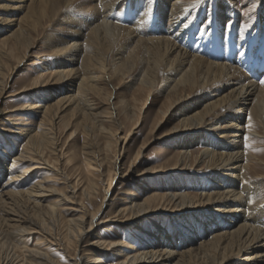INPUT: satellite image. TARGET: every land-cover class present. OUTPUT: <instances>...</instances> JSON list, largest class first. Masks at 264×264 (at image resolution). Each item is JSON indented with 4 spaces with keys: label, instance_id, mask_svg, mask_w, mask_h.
<instances>
[{
    "label": "bare ground",
    "instance_id": "1",
    "mask_svg": "<svg viewBox=\"0 0 264 264\" xmlns=\"http://www.w3.org/2000/svg\"><path fill=\"white\" fill-rule=\"evenodd\" d=\"M121 1L0 0V116L9 80L26 65L39 41L49 54L41 58L44 74L31 88L44 84L45 100L68 94L50 106L30 104L32 111L42 114L38 127L27 133L31 148L9 160L0 158V264H60L40 247L20 254L10 249L11 240L28 233L40 235L41 243L55 244L65 252L67 244L77 245L75 264H83L84 256L86 264L90 260L100 264L102 248L120 258L116 264H264V202L255 201L264 182V153L254 147L264 143V76H260L264 72V31L260 28L264 0L245 2L248 11L256 3L260 7L251 30H234L235 44L244 46L240 54H234L232 34L226 29L227 21L237 18L232 7L239 10L242 5L237 0H216L210 23L207 0H132L130 10ZM197 3L202 6L195 12L197 18H187V10ZM203 21L209 23L208 28L200 26ZM257 28L262 33L254 43L247 42ZM118 85L124 91L135 90L131 98L124 95L117 103L108 102L104 119L99 98L117 97ZM159 96L165 101L152 121L145 110ZM66 111L68 115L62 116ZM121 114L131 123L127 137L118 133L124 128ZM165 119L176 121L173 131L178 139L168 187L144 203L132 199L112 214L124 225L140 227L146 217L168 211L174 216L173 224L185 231L158 226L149 232L151 241L140 249L98 240L81 250L78 244L102 210L103 203L93 207L101 185L110 181L104 188L105 199L113 186L112 170L116 176L122 172L128 138L141 124L149 125V135L154 136ZM62 124L72 129L68 139L79 134L85 137L78 150L91 179L89 175L82 186L79 180L74 186L66 182L69 177L62 168L66 153L57 132ZM101 138L104 153L97 142ZM149 141L136 151L122 182L139 174L136 164ZM194 145L199 146L198 152H193ZM78 150L74 149L75 156ZM42 170L53 176L41 173L31 183ZM149 171L154 170H144ZM58 176L65 183L62 189L55 185ZM77 186L88 207L82 199L77 202ZM54 195L57 199L49 201ZM65 202L78 203L82 214L64 216L61 206Z\"/></svg>",
    "mask_w": 264,
    "mask_h": 264
},
{
    "label": "rangeland",
    "instance_id": "2",
    "mask_svg": "<svg viewBox=\"0 0 264 264\" xmlns=\"http://www.w3.org/2000/svg\"><path fill=\"white\" fill-rule=\"evenodd\" d=\"M237 1L240 2V5L242 3L241 7L239 6L240 9L239 10L237 9L238 11L232 7L233 11L236 13L235 17L237 18L229 19L227 21V28H226L227 31L232 34L231 36L232 41L230 45L233 48L234 54L236 53L240 54L242 51H244V46H237L235 44L236 43L235 34H234L235 28L236 27L239 28L237 30H239L240 32L251 30L258 22L257 10L260 7L256 3L252 5L251 9L248 11V9H246L245 7L246 0H237ZM207 3L208 5L206 9L207 10L206 14L208 15L209 18L208 22L210 23L212 19H214L215 17L214 9L216 6V0H207ZM120 4L122 6L127 5L130 10L132 0H122ZM201 7L202 6L200 5V3H197L194 6V8L192 9L189 8L187 10L188 11L187 18H193V19L197 18L198 14L196 13H198L201 10ZM183 22L186 23L187 20ZM203 22L204 23H202L200 26L202 28L204 27L203 29L208 28L209 23L208 22L206 23V21ZM195 24H197V21H195ZM263 24L264 23L260 24L261 31H264ZM259 30L257 28L254 30V32L250 33V35L247 38V42L254 43L257 36L260 35V33H262ZM258 43H260V40L258 41ZM41 44L42 41L36 43V46H34L29 53V58H28V62H26V65L19 67L15 71V74L9 80V87L2 98L1 109H3L4 114L0 116V158L8 159L13 155H18L20 151L23 150L24 148H29V149L31 148V146L29 147L30 144L28 143L29 139L27 133L34 131V129L38 127L42 119L41 116L42 114L40 111H32L28 107L30 104H45L47 106L48 105L50 106L57 103L61 99L66 98V96L68 95V94L66 95L63 94V98H62V95H59V93L56 95L54 94L52 98L50 97L51 99L49 98L50 100L49 101L48 99L46 100L43 99V97L45 96L44 91L46 88L43 86L44 84L38 88H34V87H32L33 89L31 88L34 81L38 80L41 77V74H44L42 65H39L40 61H42L41 58H45L49 54L48 52L49 49ZM183 46H185L186 48L187 44L186 45L184 44ZM260 76L263 77L264 72L263 74L261 73ZM49 86L53 89L57 87L55 85H49ZM117 88H118L117 90L118 96L116 97V95H113L111 101H107L106 98H99L101 102L99 103L98 107L100 108L102 118L104 119L108 115L106 114V106L108 105V102L117 103L119 101L120 96L123 97L124 95H127L128 98H131L132 93L134 92L133 90H135L133 88L130 91L128 90L124 91L125 88L123 87V85H118ZM22 89L23 90L25 89V91L21 92ZM164 101H165V97L163 96H159L156 101H152L148 106V109L150 108L149 112L148 109L145 110L146 113L145 116H150L151 119L153 118L152 119L153 121L160 112L163 104L162 102ZM141 106L142 105H140L139 107ZM68 113L69 112L66 111L62 113V116L66 117ZM121 116L122 117L120 118H122L121 120L124 123V128L123 130H120L118 133L120 137H127L131 130L130 127L131 123L128 120L124 119L125 116L123 114H121ZM108 125L110 126V124L107 123L106 126L108 127ZM63 126H64L63 124L61 125V127L59 126V129L61 131L58 129L57 132H58V137L60 136L59 137L60 147L61 148L64 147L65 149L63 150L66 153L65 158H63L62 160V168L67 172L66 173L67 177H69V180L66 182H68V184H70L71 186H74L75 182L79 180V182L82 183L80 186H82L83 184H85V182L88 181V177L90 175V173L85 169L86 168L85 164L84 162H82L83 159L82 156H80L81 154L79 155V150H78L83 145L85 137L83 134H79L75 138L68 139L69 138L68 135H70L72 129L71 130L65 129ZM175 126H176V121L171 122V120L168 121L167 119H165L164 123L161 124V126L156 130L154 136L149 135L150 126L149 125L146 126V124L143 125L141 124V126H139L140 127L139 129L134 130L132 135L128 138L127 146L123 154L124 165L122 172L121 174L119 173L118 176H116L114 175L115 174L114 170H112L111 175L113 179V186L110 193L105 197V199H104L105 196L104 188H106L107 186L106 184L110 181L106 179L104 185H101L102 187H101L100 195L97 196L96 204L93 207H98V206L100 207L103 203L102 210L95 219L96 222L95 226L83 236L82 241L78 244L81 250L84 251L88 250L98 240L113 241V242L119 241V242H123L125 245L126 244L128 246L131 245L135 247V249H140L142 244H146L151 241V238L149 237L150 234L149 232H153V230L155 228H158V226L163 227L164 230H172L174 228L173 230H176L177 232L185 231V229L179 226V224L178 225L173 224L172 219L174 216L171 215L170 213H167L168 211L155 213L149 216L148 219L146 217L145 221L141 224L140 227H133L128 224L124 225L120 221L119 216H115L114 214H112V212L118 210L120 206L125 205L132 199L136 200L137 203H142V202L144 203V201L147 200L149 197H151L154 193H159V192L162 193L163 190L166 189L164 187H166L168 183L167 181L169 178L167 177H169V175L172 173V167L175 166L174 163H176L178 157V147H177L178 139L174 135L176 132L173 131ZM21 129L27 130L25 131V134H21L19 132L21 131ZM171 131L173 132L171 133ZM166 133L168 134L171 133V134L165 136ZM148 139L150 141L143 150L141 158L136 164V166L139 167L140 170L139 174H136L134 178L129 179L126 183L122 182L120 178L129 169L130 165L132 164V159L136 151L140 148V146L144 143V141H147ZM97 142L100 145V149L102 150L101 152L104 153L103 149L105 146V140L101 138V139H97ZM254 147H256L255 151H260L261 154L264 153V143H257V145H255ZM74 149L78 150L76 156L74 154ZM198 149H199L198 145H194L192 147L193 152L195 151L198 152L199 151ZM115 150L116 149L113 148L110 150V153L108 152L109 158L111 159L113 158V156L115 155ZM160 168L162 169L164 168V169L162 170ZM146 169L148 170L150 169L154 171H149L145 173L144 170ZM41 173L43 175L48 174L50 175V177L53 176V174L51 175L49 172L42 170V172L36 173L34 175V177L31 180V183L37 181L38 178H40L39 175ZM60 178H61L60 176L56 177V180H58V182H56L55 185L59 189H62L64 188L65 183L64 180L63 179L60 180ZM90 179H91V175H90ZM5 180L6 178H3L1 181L4 182ZM263 184L264 182H262L261 186L259 187L260 197L255 200V201H259L260 203L264 202ZM79 189L80 188H78L77 186V192H78L77 197L79 199L77 202L80 203V200L82 199L81 198L82 189L80 190ZM190 189L187 191L192 192V190ZM71 190L72 189L65 192H70ZM57 196L58 195L49 197V201H54L55 199H57L56 198ZM81 203L88 207V202L85 201L84 199H82ZM262 206H264V203L262 204ZM61 207L63 210L62 214L68 218L71 217L77 218L82 214L80 205H78V203L76 202H65L62 204ZM168 208L169 211H172L170 207ZM89 210L93 211L92 206L89 207ZM103 220H105V222H102ZM184 224L187 225L186 223ZM145 232L148 233L146 234ZM60 233L62 234L61 231ZM60 236H64V235H60ZM41 240L42 239L40 235H37L36 233H28L26 235L18 236L17 240L16 239L11 240L9 247L10 249L16 250L17 254H20L21 252L26 253V251L28 250H32V249L34 250L36 247H40L45 253H48L50 258H52L54 261L59 262L60 264H75L74 255L77 245L67 244L66 252H65L62 247L59 248V246L50 243H41ZM20 241L22 242L20 243ZM14 250L11 251L10 256L14 254L15 252ZM101 250H103L102 252L103 255L99 256L100 264L118 263V259L120 258L116 256V254H114L110 249L102 248ZM82 261L83 264H86L88 262L87 256H84ZM88 264H94L93 260H90Z\"/></svg>",
    "mask_w": 264,
    "mask_h": 264
}]
</instances>
